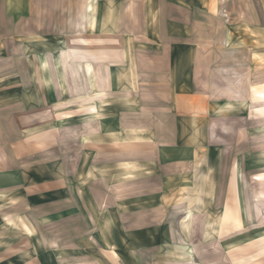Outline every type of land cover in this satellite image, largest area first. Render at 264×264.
I'll list each match as a JSON object with an SVG mask.
<instances>
[{
    "label": "crops",
    "instance_id": "0c3cea01",
    "mask_svg": "<svg viewBox=\"0 0 264 264\" xmlns=\"http://www.w3.org/2000/svg\"><path fill=\"white\" fill-rule=\"evenodd\" d=\"M221 9L0 0V264H264V27Z\"/></svg>",
    "mask_w": 264,
    "mask_h": 264
},
{
    "label": "rangeland",
    "instance_id": "374dc122",
    "mask_svg": "<svg viewBox=\"0 0 264 264\" xmlns=\"http://www.w3.org/2000/svg\"><path fill=\"white\" fill-rule=\"evenodd\" d=\"M220 5L222 6V9L220 10V16L224 19V21L227 22L230 21L232 18H246V17H250V18H255V20L258 22V24H261V27H264V0H218ZM225 9V10H224ZM227 19V20H226ZM220 28V29H219ZM223 30V29H222ZM218 31L221 32V27L218 26ZM257 180H260L259 178H256ZM257 190L259 189V187H255ZM244 189L245 187H240V191L242 192L241 195L244 196ZM257 192V191H256ZM251 195H252V199L254 201L250 203L248 202V200L246 201V199L248 197H240L241 201L240 204H242L243 209H244V213L246 214L248 212L249 206L248 204H250V206L254 208L256 210V214L258 212V214L264 218V207H263V201H264V186L262 188V190L260 191L259 194L255 195L254 194V190L251 188ZM6 204V203H4ZM4 204L0 203V211L2 210V208H5ZM255 217L257 218L258 215H255ZM13 221H11L12 223ZM8 222H3L2 221V217L0 216V227H2L3 225H8ZM12 225H14L12 223ZM258 225V224H256ZM3 238V234L0 232V240H2Z\"/></svg>",
    "mask_w": 264,
    "mask_h": 264
}]
</instances>
